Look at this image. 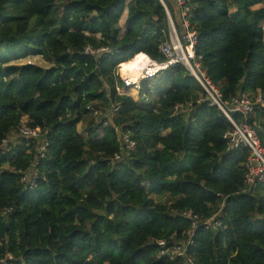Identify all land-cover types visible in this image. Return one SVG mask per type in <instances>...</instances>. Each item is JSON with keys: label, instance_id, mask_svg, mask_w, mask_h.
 <instances>
[{"label": "trees", "instance_id": "trees-1", "mask_svg": "<svg viewBox=\"0 0 264 264\" xmlns=\"http://www.w3.org/2000/svg\"><path fill=\"white\" fill-rule=\"evenodd\" d=\"M163 1L180 31L172 0ZM191 3L196 54L223 98L264 93V0H236L234 13L229 0ZM168 33L161 0H0V261L264 264V183L245 182L250 149H229L224 137L234 127L217 108L174 112L205 97L199 82L177 64L143 82L141 96L152 93L153 101L116 91L113 68L140 51L164 62ZM34 57L51 68L15 65ZM113 106L119 110L111 124L100 117L86 140L78 125ZM25 118L41 137L23 136ZM234 120L245 121L240 114ZM246 123L262 137L264 109ZM124 134L135 149L115 163ZM35 164L40 180L31 191L21 172ZM166 194L175 199L170 207L156 202ZM185 212L217 215L222 228L199 227L187 257L169 262L157 241L188 239Z\"/></svg>", "mask_w": 264, "mask_h": 264}, {"label": "built area", "instance_id": "built-area-1", "mask_svg": "<svg viewBox=\"0 0 264 264\" xmlns=\"http://www.w3.org/2000/svg\"><path fill=\"white\" fill-rule=\"evenodd\" d=\"M172 2L174 4V8L179 10L180 14H178V19L182 31H178L167 6L163 2L169 20V39L161 47V52L166 60L159 63L166 64L167 67L163 68L156 77L145 81L156 79L162 73L168 71L177 64L183 65L191 74V76H193L199 82L206 95L204 98H199L195 102L177 104L174 107L175 114H190L195 108V105L199 106L203 103H206L210 108H217L234 127V130L232 132H228L224 137L228 141L229 149H237L241 147H247L250 149V156L246 164L248 170L245 180L246 184L249 186H256L258 182L264 183V146L262 145V142L258 136V132L255 130V128L246 123L248 117L254 115L258 109H264V93L259 92L252 95L247 93H239L236 97L225 100L220 89L207 77L206 71L202 66V57H199L196 54L195 46L197 44V34L196 32L190 30L189 22L193 8L191 0H172ZM86 53L113 54V51L109 48H103L99 50L87 48ZM124 88L130 89L126 87ZM118 110V106L112 107L109 114L106 115L108 119L103 122L104 127H107L111 124ZM237 114H240L245 119V121L242 123H237L234 120V115ZM94 115L98 117L99 121L101 120L100 117H104H99L98 111H94ZM98 119H96V121ZM260 130L264 132V127H260ZM21 133L23 136L31 138H36L39 136L41 137L42 135L41 130L30 129L27 127H23L21 129ZM120 139L125 145L122 147V153L115 155L113 159V162L115 163L121 162L125 158L126 150L134 151L135 149V142L131 140L129 135H121ZM47 146L48 141L46 140V142L41 145V151L44 152ZM21 174V182L25 185L26 189L32 191L38 186L40 175L37 169V164H35L27 172H21ZM8 212H10V210H7L5 214ZM184 216L191 220V230L187 232V240L175 241V238L172 237L170 240L164 239L157 241V244L161 247L159 250V257L167 259L169 262H175L178 258L187 257L189 247L194 243L195 231L199 227H202L205 230L214 231L222 228V222L218 219L217 215L206 220L201 219L199 216L193 215L192 212H185ZM8 257L12 259V255H9ZM0 264H6V260H1Z\"/></svg>", "mask_w": 264, "mask_h": 264}, {"label": "rangeland", "instance_id": "rangeland-1", "mask_svg": "<svg viewBox=\"0 0 264 264\" xmlns=\"http://www.w3.org/2000/svg\"><path fill=\"white\" fill-rule=\"evenodd\" d=\"M164 2V1H163ZM165 3V2H164ZM166 5V4H165ZM229 5H230V8H231V12L234 13L236 12V0H229ZM175 10V14H176V21H178V14L179 13V10L174 8ZM180 16V15H179ZM124 15L120 21V24H119V27L120 29H123L124 30V21L122 22V20L124 19ZM179 22V21H178ZM181 31V29H180ZM35 64V65H38L40 67H43L45 69H48V68H51V64H49L48 62H46L42 57H34V58H29V59H26V60H22V61H18L15 63V65H27V64ZM153 89V92L155 90V86L152 87ZM141 90H143V84L142 86L140 87V89H136L135 92L132 91V89H121V91L119 92L120 95H127V96H130L132 97V99L135 101V102H143V103H148L150 100H155L156 99V96L152 93H150L149 95H151L152 98H150L149 95H144V96H141L140 92ZM142 101H141V100ZM151 101V102H152ZM98 111V110H97ZM107 109L104 111V110H100L98 111V115L99 117L100 116H106L108 113H107ZM96 119H98V117L96 118L95 116H90L88 117L85 121L81 122L79 125H78V131L79 133L86 139H90V133L92 131L93 128H96L98 126V120L96 121ZM260 120V117H258V119H255V122L259 121ZM27 119H23L22 121V125L23 127H26V123H27ZM97 134H101V130H98L97 133L92 137V138H97ZM18 135L17 134H13L12 137L10 138L11 142H13L14 138H15V142L18 140ZM260 140L262 139V141L264 142V133L262 135V137L260 136L259 137ZM9 143H7L6 147L8 146ZM175 201V199L171 198L170 195L166 194L164 195L163 197H160V198H157L156 199V202L160 205H164V206H167V207H170L171 204Z\"/></svg>", "mask_w": 264, "mask_h": 264}, {"label": "clouds", "instance_id": "clouds-1", "mask_svg": "<svg viewBox=\"0 0 264 264\" xmlns=\"http://www.w3.org/2000/svg\"><path fill=\"white\" fill-rule=\"evenodd\" d=\"M166 67V64L159 63L148 53L140 51L126 60H121L113 68L111 75L117 93L121 91L122 84L135 92L142 86L143 81L156 77Z\"/></svg>", "mask_w": 264, "mask_h": 264}, {"label": "crops", "instance_id": "crops-1", "mask_svg": "<svg viewBox=\"0 0 264 264\" xmlns=\"http://www.w3.org/2000/svg\"><path fill=\"white\" fill-rule=\"evenodd\" d=\"M125 17H124V19L122 20V22L124 23V25H125V23H126V20H127V12L125 13V15H124ZM178 21H179V19H178Z\"/></svg>", "mask_w": 264, "mask_h": 264}, {"label": "water", "instance_id": "water-1", "mask_svg": "<svg viewBox=\"0 0 264 264\" xmlns=\"http://www.w3.org/2000/svg\"><path fill=\"white\" fill-rule=\"evenodd\" d=\"M161 2L163 3V1L161 0ZM164 4V3H163Z\"/></svg>", "mask_w": 264, "mask_h": 264}, {"label": "bare ground", "instance_id": "bare-ground-1", "mask_svg": "<svg viewBox=\"0 0 264 264\" xmlns=\"http://www.w3.org/2000/svg\"><path fill=\"white\" fill-rule=\"evenodd\" d=\"M132 73L130 72V75H131Z\"/></svg>", "mask_w": 264, "mask_h": 264}]
</instances>
